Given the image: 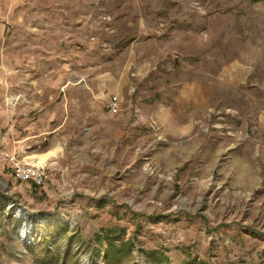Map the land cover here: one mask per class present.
<instances>
[{"label": "rangeland", "instance_id": "obj_1", "mask_svg": "<svg viewBox=\"0 0 264 264\" xmlns=\"http://www.w3.org/2000/svg\"><path fill=\"white\" fill-rule=\"evenodd\" d=\"M0 10V264H106L111 252L118 264H264V0ZM91 77L134 107L124 137L68 148L64 172L15 152L24 122ZM196 93L215 103L203 110ZM18 163L45 167L46 184L18 182ZM76 163L93 177L72 176ZM20 211L39 234L29 245ZM104 231L112 246L96 241Z\"/></svg>", "mask_w": 264, "mask_h": 264}, {"label": "crops", "instance_id": "obj_2", "mask_svg": "<svg viewBox=\"0 0 264 264\" xmlns=\"http://www.w3.org/2000/svg\"><path fill=\"white\" fill-rule=\"evenodd\" d=\"M16 1L0 0V8L9 10L11 4ZM2 11L0 10V16L5 13ZM94 79V77L83 78L81 82L77 81L76 86L72 88L70 85L66 86V90L61 92L64 101L60 106L52 112L42 114L34 121L24 122L25 125H22L26 132L22 138L13 139L15 152H19L21 157L32 155L26 156V159L35 157L36 160H32L36 163L54 165V168L57 164L58 170L64 172L69 169L65 163L68 148L110 147L112 136L124 137L128 127L127 119L133 114L131 110L134 107H125L123 96L118 95L115 98L106 96L104 90L95 87L92 82ZM83 81L85 85L82 84ZM119 96L123 97V103ZM114 99L119 101L121 108L116 113H110L108 105ZM105 105H107V110ZM131 131L136 135V128H131ZM36 149L38 151H35ZM100 170L103 172L101 177L105 176L107 179L110 177L108 168L101 167ZM75 171L83 172L85 177L91 174H88L90 169L87 170L77 163L71 165L69 170L72 176H77L73 174ZM92 177L90 175V178Z\"/></svg>", "mask_w": 264, "mask_h": 264}, {"label": "built area", "instance_id": "obj_3", "mask_svg": "<svg viewBox=\"0 0 264 264\" xmlns=\"http://www.w3.org/2000/svg\"><path fill=\"white\" fill-rule=\"evenodd\" d=\"M110 113H116L120 109V103L113 100L108 105ZM15 178L18 182L31 183L35 186H44L48 180V170L43 166L16 164L14 169Z\"/></svg>", "mask_w": 264, "mask_h": 264}, {"label": "bare ground", "instance_id": "obj_4", "mask_svg": "<svg viewBox=\"0 0 264 264\" xmlns=\"http://www.w3.org/2000/svg\"><path fill=\"white\" fill-rule=\"evenodd\" d=\"M199 87H198V85H196L195 87H194V91L196 92L197 91V89H198ZM202 92H204L203 90H202ZM201 94V95H200ZM196 93L195 94V96H194V98H192V99H195V103H196V105L197 106H199V107H202V109L203 110H205L206 109V107L209 105V103L211 102V101H213V103H215V101L214 100H211V101H207V99L204 97V96H202V93ZM202 96V97H201ZM192 97V96H191ZM213 98H216V99H219L218 97H217V94H216V96H214ZM201 111V110H200ZM199 112V111H198ZM195 115H198V114H195ZM166 117V116H165ZM164 122L165 123H170V125L173 123L174 124V122L173 121H171V119H165L164 120ZM167 126H169V125H167ZM40 164H43V162H40ZM19 213V216H21V218L24 220V226L20 229V233L22 232V234H23V238H24V244H26L27 243V245H29L31 242H32V235H37L38 234V232L37 231H35L34 229H33V227H32V231H30L29 229H28V225H30V224H32V222H34V219H33V217H31L30 218V220L28 219V216L26 215V214H23L21 211L20 212H18ZM18 213H17V215L16 216H18ZM33 226V225H32ZM31 232L33 233V234H31ZM39 235V234H38Z\"/></svg>", "mask_w": 264, "mask_h": 264}, {"label": "trees", "instance_id": "obj_5", "mask_svg": "<svg viewBox=\"0 0 264 264\" xmlns=\"http://www.w3.org/2000/svg\"><path fill=\"white\" fill-rule=\"evenodd\" d=\"M103 233V238L101 239V237H98L96 239V241H98V243L102 242L103 240H106L108 241V245H113L111 244V235L109 232H102ZM105 261H106V264H118L120 261L117 259V256L114 255L113 252L107 254L105 256Z\"/></svg>", "mask_w": 264, "mask_h": 264}, {"label": "water", "instance_id": "obj_6", "mask_svg": "<svg viewBox=\"0 0 264 264\" xmlns=\"http://www.w3.org/2000/svg\"><path fill=\"white\" fill-rule=\"evenodd\" d=\"M29 226L31 227V224ZM28 229H30V228H28Z\"/></svg>", "mask_w": 264, "mask_h": 264}]
</instances>
